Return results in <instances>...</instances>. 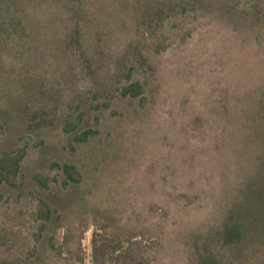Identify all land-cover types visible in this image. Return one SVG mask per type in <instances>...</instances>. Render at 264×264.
Returning <instances> with one entry per match:
<instances>
[{
  "label": "trees",
  "instance_id": "obj_1",
  "mask_svg": "<svg viewBox=\"0 0 264 264\" xmlns=\"http://www.w3.org/2000/svg\"><path fill=\"white\" fill-rule=\"evenodd\" d=\"M190 20L194 27L183 31ZM197 36L204 54L214 52L221 62L242 50L247 59L209 117L220 127L217 139L198 152L208 132L180 134V152L175 144L168 149L165 179L180 185L188 203L204 200L206 214L199 213L188 245L194 264H264V0H0V83L42 79L59 99L74 97L63 130L84 143L99 129L80 128L83 106L97 122L115 116L114 97L145 108L155 58L172 40ZM24 156L23 148L0 155V185H17ZM49 169L50 177L33 175L43 189L82 181L74 164L53 162ZM37 202V218L47 220L48 205ZM186 207L180 201V212ZM176 210L170 202V225ZM115 237L93 241L92 264H101ZM49 245L61 253L53 239Z\"/></svg>",
  "mask_w": 264,
  "mask_h": 264
},
{
  "label": "rangeland",
  "instance_id": "obj_2",
  "mask_svg": "<svg viewBox=\"0 0 264 264\" xmlns=\"http://www.w3.org/2000/svg\"><path fill=\"white\" fill-rule=\"evenodd\" d=\"M194 22H186L183 31ZM202 44L199 36L176 38L155 58L145 108L114 97L115 116L97 122L83 106L80 128L99 129L84 143L63 130L74 97L59 99L42 79H16L10 85L17 87L15 94L0 83V155L25 151L17 185H0V264H92L93 241L112 236L101 264L196 263L188 245L203 219L199 213L206 214L204 200L188 203L180 185H169L168 149L175 144L180 152V134L199 137L207 131L198 152L217 139L220 127L209 124V117L234 68L247 59L242 50L232 62L228 54L221 62L214 52L204 54ZM53 162L74 164L82 181L43 189L33 175L52 176ZM38 199L49 207L47 220L37 218ZM180 201L187 202L181 212ZM170 202L178 213L172 225ZM52 239L60 254L50 247ZM117 242L121 247L113 246Z\"/></svg>",
  "mask_w": 264,
  "mask_h": 264
}]
</instances>
